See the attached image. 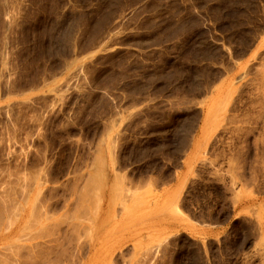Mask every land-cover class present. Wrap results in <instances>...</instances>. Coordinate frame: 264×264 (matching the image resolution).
<instances>
[{"label":"rangeland","instance_id":"374dc122","mask_svg":"<svg viewBox=\"0 0 264 264\" xmlns=\"http://www.w3.org/2000/svg\"><path fill=\"white\" fill-rule=\"evenodd\" d=\"M0 264H264V0H0Z\"/></svg>","mask_w":264,"mask_h":264},{"label":"crops","instance_id":"0c3cea01","mask_svg":"<svg viewBox=\"0 0 264 264\" xmlns=\"http://www.w3.org/2000/svg\"><path fill=\"white\" fill-rule=\"evenodd\" d=\"M202 143H201V138L200 137H196L195 139H194V145H193V150H192V152H191V155L189 156V158L187 159L188 161V164H190L191 162H192V159H193V157L196 155V153H197V150H198V148L200 147V145H201ZM200 149V148H199ZM188 225H187V227L185 228L189 233H191V234H194L195 233V230H194V228L192 227L193 225H192V222L191 221H189L188 223H187ZM217 229H219V227L218 226H212V228H211V230L212 231H215V230H217Z\"/></svg>","mask_w":264,"mask_h":264}]
</instances>
